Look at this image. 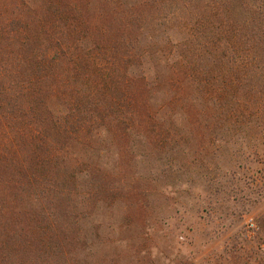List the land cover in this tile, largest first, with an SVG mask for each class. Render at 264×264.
<instances>
[{"label":"trees","instance_id":"trees-1","mask_svg":"<svg viewBox=\"0 0 264 264\" xmlns=\"http://www.w3.org/2000/svg\"><path fill=\"white\" fill-rule=\"evenodd\" d=\"M231 139L263 158L264 0H0V264H99L81 225L127 204L125 160L179 172V143L199 159Z\"/></svg>","mask_w":264,"mask_h":264},{"label":"rangeland","instance_id":"rangeland-1","mask_svg":"<svg viewBox=\"0 0 264 264\" xmlns=\"http://www.w3.org/2000/svg\"><path fill=\"white\" fill-rule=\"evenodd\" d=\"M29 1L37 6L41 0ZM150 67L143 62L130 70L144 74ZM178 146L187 154L179 172L177 161L125 160L120 196L127 204L114 199L111 209L92 210L81 226L88 230L94 225L96 233L89 249L87 238L80 246L78 259L94 257L99 264H264V231L256 226L264 215V155L257 140L221 142L199 159H191L193 149L185 143ZM114 158L96 161L111 177L117 173ZM167 168L164 177L160 171ZM154 175L158 179H149ZM78 178L83 188L86 181ZM136 185L145 186L139 188L143 207L130 205L127 191Z\"/></svg>","mask_w":264,"mask_h":264},{"label":"built area","instance_id":"built-area-1","mask_svg":"<svg viewBox=\"0 0 264 264\" xmlns=\"http://www.w3.org/2000/svg\"><path fill=\"white\" fill-rule=\"evenodd\" d=\"M249 225L252 226V223H250Z\"/></svg>","mask_w":264,"mask_h":264}]
</instances>
